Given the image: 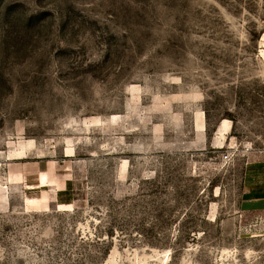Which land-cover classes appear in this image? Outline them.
Listing matches in <instances>:
<instances>
[{
    "label": "rangeland",
    "instance_id": "1",
    "mask_svg": "<svg viewBox=\"0 0 264 264\" xmlns=\"http://www.w3.org/2000/svg\"><path fill=\"white\" fill-rule=\"evenodd\" d=\"M0 264H264V0H0Z\"/></svg>",
    "mask_w": 264,
    "mask_h": 264
}]
</instances>
